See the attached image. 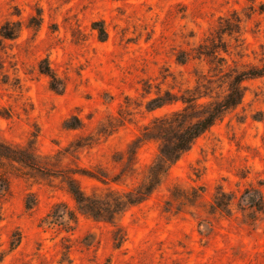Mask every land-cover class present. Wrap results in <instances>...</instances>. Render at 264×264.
Returning a JSON list of instances; mask_svg holds the SVG:
<instances>
[{
	"label": "rangeland",
	"instance_id": "374dc122",
	"mask_svg": "<svg viewBox=\"0 0 264 264\" xmlns=\"http://www.w3.org/2000/svg\"><path fill=\"white\" fill-rule=\"evenodd\" d=\"M262 63L264 0H0V141L50 172L0 159V264H264V77L113 222L62 179L131 190L158 151L130 154L146 125Z\"/></svg>",
	"mask_w": 264,
	"mask_h": 264
},
{
	"label": "trees",
	"instance_id": "16d2710c",
	"mask_svg": "<svg viewBox=\"0 0 264 264\" xmlns=\"http://www.w3.org/2000/svg\"><path fill=\"white\" fill-rule=\"evenodd\" d=\"M41 72L51 79V88H56V79L49 68ZM264 77V63L248 68L231 78L226 95L219 101L195 103L182 100L184 107L168 115L155 118L146 125L140 134L130 143L132 157L146 141L158 143V151L147 168L143 180L134 188L123 193L108 192L102 195H86L79 187L74 173L62 174L69 194L76 203L77 209L95 220L113 222L114 219L128 208L146 200L166 177L169 169L187 152L194 141L217 121L221 120L227 111L236 107L243 98L241 84L243 81ZM156 102L150 110L162 107L166 103ZM0 159H5L21 166L42 173L49 170L39 166L34 153L30 150L14 147L0 141ZM90 177L94 178L95 176Z\"/></svg>",
	"mask_w": 264,
	"mask_h": 264
}]
</instances>
